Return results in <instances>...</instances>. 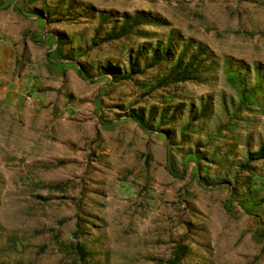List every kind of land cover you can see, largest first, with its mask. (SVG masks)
Listing matches in <instances>:
<instances>
[{"label": "rangeland", "instance_id": "1", "mask_svg": "<svg viewBox=\"0 0 264 264\" xmlns=\"http://www.w3.org/2000/svg\"><path fill=\"white\" fill-rule=\"evenodd\" d=\"M263 146L264 0H0V264H264Z\"/></svg>", "mask_w": 264, "mask_h": 264}, {"label": "trees", "instance_id": "2", "mask_svg": "<svg viewBox=\"0 0 264 264\" xmlns=\"http://www.w3.org/2000/svg\"><path fill=\"white\" fill-rule=\"evenodd\" d=\"M125 19L127 21L126 23H128L131 20L129 17H127V15H125ZM136 19L137 18H135V20ZM123 34H125V31H122L121 33L117 34V37H120ZM170 47H171V44H168L165 48V51H163L162 54L163 55L166 54V52L170 50ZM162 59H163L162 57L156 56L154 54L151 58V62H152V64H155L156 62H158ZM192 61H194V60H192ZM192 64H193V62H190V63H188L182 67L181 62L178 61L176 63V65L173 66V70H172V72H173L172 75L175 77V80L182 81V80L187 79L188 75H190L188 73V70H189L190 66H192ZM250 159H252V160L264 159V146L261 147L257 152L250 154ZM77 248L79 249V252L82 254L83 247L78 246ZM175 263H176L175 261H172L170 264H175Z\"/></svg>", "mask_w": 264, "mask_h": 264}]
</instances>
